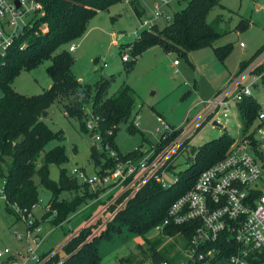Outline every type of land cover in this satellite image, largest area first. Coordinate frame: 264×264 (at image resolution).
<instances>
[{
    "label": "trees",
    "instance_id": "16d2710c",
    "mask_svg": "<svg viewBox=\"0 0 264 264\" xmlns=\"http://www.w3.org/2000/svg\"><path fill=\"white\" fill-rule=\"evenodd\" d=\"M37 1L42 4L44 14L35 21L32 28L27 29L15 40L6 56L0 59V178L3 183L6 210L11 212L9 204H14L19 210L31 213L38 202V185L34 180L36 176L38 184L51 192L49 208L44 212L43 219L52 217L55 225L59 226L79 204L98 198V192L102 190L80 182L68 174L63 166L68 161L64 145L57 144L47 150L44 149L50 141L63 139V133L62 130H52L41 119L42 113L49 109L55 99L62 100L66 115L76 117L80 130L87 132L85 124L87 113L84 112V106L90 102L91 114L97 117L96 129L100 131L102 145H108L119 153L114 137L118 125L131 117L134 96L127 85L122 86L115 95L107 96L111 78L98 79L93 89L89 85L79 84L72 72L73 55L63 47L69 43L73 44L74 40L84 35L92 16L124 0ZM126 1L131 4L137 18L141 19L144 9L141 8L139 1ZM218 3L219 0H188L184 9L175 12L163 28L153 24L152 29L144 28L141 31L139 37L131 43L132 48L129 50L131 58L135 59L154 45L161 46L164 50L174 49L184 57L189 51L212 46L213 42L224 34L215 25L207 22V15ZM42 25L45 31L41 30ZM237 26L240 29L247 28L248 22L241 20ZM213 51L220 60H224L231 51V45L229 43L217 45L213 47ZM44 60L51 62L46 67L52 81L48 89L39 94L25 95L11 87V83L21 71H30ZM248 62L249 60L240 62L239 70ZM259 108V103L252 96L239 102L240 119L245 128L255 120ZM137 115L138 113L134 116ZM135 117L127 126L129 133H134L137 129L134 124ZM92 133L93 131L91 136ZM166 141L167 139L161 140L160 144ZM233 141L234 139L224 131L220 137L192 148L193 160L183 170L178 171L176 180L169 187H162L154 179L146 181L134 196L118 209L112 219L105 222L106 217L102 218L99 214L93 216L92 221L85 222L82 228L64 242L60 249L65 254L64 257L60 258V251H56L44 264H99L101 257L97 244L101 240L111 239L113 234L120 233L122 227H126L134 235L145 237L149 231L164 221L172 202L192 187L204 168L226 155ZM119 155L123 159L139 156L134 152ZM39 158L41 160L38 166ZM90 160L96 168L110 167L113 164L106 152L96 150L95 146L91 147ZM1 164L5 165V169ZM50 164L59 166L57 181L49 177ZM63 190H73L74 194L67 200H58V194ZM121 200L120 197L116 203L109 206V211ZM16 216L19 219L17 213ZM96 218L97 220L93 222ZM191 232L182 225L164 226L161 235L151 243L149 250L151 262L157 264L167 261L168 264H177L184 259L182 251L189 247ZM176 235L181 236L182 240L179 249L173 250L172 254L157 249L163 236ZM212 247L219 252L209 260V264H229V257L237 251L234 242L226 243L223 238L216 242H207L200 249ZM262 259L264 260V256ZM203 262L205 261L193 264ZM257 262L255 260L251 264Z\"/></svg>",
    "mask_w": 264,
    "mask_h": 264
},
{
    "label": "rangeland",
    "instance_id": "374dc122",
    "mask_svg": "<svg viewBox=\"0 0 264 264\" xmlns=\"http://www.w3.org/2000/svg\"><path fill=\"white\" fill-rule=\"evenodd\" d=\"M187 1L169 0V4L163 10L165 14L172 16L175 12L184 9ZM155 3L154 0L140 2L141 8L144 9L141 19L137 18L129 1L124 0L111 5L89 19L84 35L73 41L76 44L74 50L68 49L71 43L63 46L73 55L72 72L79 84L89 85L93 89L98 79L111 78L107 96L115 95L125 85L133 91L134 106L131 117L118 125L117 134L114 137L115 146L122 155H127L137 148L142 154L150 152L170 128L182 126L186 114L189 119L196 116L202 109L199 103L219 92L229 78L237 72L239 63L250 60L264 45V0H219V3L207 15V22L215 25L224 34L219 36L212 46L189 51L184 57L174 49L164 50L161 46L154 45L135 59L131 58L129 54L132 48L131 43L139 37L144 28L152 29V26L142 27L140 23L145 18H151ZM241 20L248 22L247 28L240 29L237 26ZM155 24L163 28L166 21L158 18ZM240 42H243L244 46H240ZM227 43L231 45V51L224 60H220L214 54L213 47ZM123 53L128 54V62L122 61ZM103 58L106 59V66L103 65ZM175 60L178 61L177 65H174ZM50 63V60H44L30 71H21L11 83V87L25 95L42 93L50 87L52 82L46 72V67ZM249 81L250 79L246 78L242 84H249ZM260 83L261 87H251V94L260 107H264V85ZM90 105L88 102L84 106V112L87 113L85 121L89 120L94 124ZM46 112V116L41 115V119L52 130H62L63 139L50 141L44 149L47 150L57 144L64 145L68 161L63 166L68 174L72 169L79 168L86 176L95 175L97 168L90 160L91 147L104 146L102 140L95 138V135H100L99 129H96L97 126L94 127L92 136L90 130L87 132L80 130L79 120L66 115L63 101L59 99H55ZM136 113H138L137 129L134 133H129L127 126ZM224 120L225 130L223 127L212 125V122H207L203 128L191 136L187 150L178 157L174 167H170L172 171L166 174L168 182L175 180L178 171L183 170L193 160L192 148L220 137L224 131L234 140L242 137L244 126L238 108L232 109ZM253 123H256V119ZM173 136L172 134L171 137ZM171 139L168 138L163 144L169 143ZM40 158L37 162L38 166ZM1 166L5 169L4 164ZM58 176L59 166L50 164L49 177L57 181ZM34 180L38 185L39 194L38 202L31 213L32 218L41 226L38 234L44 240L38 249L39 254L49 249L44 254L54 255L56 251H60V258H62L65 254L60 249L73 233L82 228L85 222L92 221L93 216L99 214L105 218L108 215L101 212V208L109 190L98 192V198L79 204L61 225L56 226L52 217L43 219L44 212L49 208L51 192L38 184L36 176ZM2 185L0 178V253L2 254L0 264H16L23 260L27 249V224L16 216L14 204H9L11 212L6 210ZM73 194V190L60 191L58 200H67ZM86 218L89 219L86 220ZM96 220L97 218L93 222ZM161 231L153 229L142 237L122 227L120 233L113 234L111 239L101 240L97 244L101 257L99 264H153L149 258V250L151 243L157 240L158 235H161ZM181 241L179 235L163 236L157 249L172 254L173 250L180 248ZM12 258L15 259L9 262ZM201 264H209V262Z\"/></svg>",
    "mask_w": 264,
    "mask_h": 264
},
{
    "label": "built area",
    "instance_id": "2783aa9c",
    "mask_svg": "<svg viewBox=\"0 0 264 264\" xmlns=\"http://www.w3.org/2000/svg\"><path fill=\"white\" fill-rule=\"evenodd\" d=\"M168 2L169 0H157L151 18L141 20V26H152L158 18L166 22L170 20L171 16L163 10ZM43 14V6L37 0H0V59L6 56L15 40L32 28ZM40 27L45 31L44 25ZM239 45L244 46L243 42ZM75 47L71 44L69 49L74 50ZM128 59L129 56L125 53L122 60ZM177 63L175 60L174 65ZM103 65H107L104 58ZM246 78L250 81L244 85L242 83ZM263 81L264 46L229 78L219 92L199 103L202 109L196 116L189 119L186 114L182 126L172 127L161 136V140L172 138L169 143L160 144V140L155 148L145 154L137 148L132 152L138 153V157L124 159L110 146L100 148L96 145V150L105 151L113 164L110 167H97V173L92 176H86L79 168L72 169L70 174L80 182L92 187L98 186L102 192L109 190L101 208V212L108 213L105 216L107 222L146 181L154 179L162 187H169L176 179L168 182L166 174L172 171L178 157L187 150L191 136L207 122H212V125L217 122L223 127L224 119L232 109L238 108L239 102L252 96L251 87H261L260 82L264 85ZM91 118L94 119V124L89 120L85 124L92 132L98 125L97 117L92 115ZM137 119L138 115L134 120L136 126ZM254 119L256 123L252 122L247 128L244 127L242 137L232 142L226 155L204 168L192 187L172 202L164 221L155 226L156 231L173 224L186 226L192 231L189 247L182 251L185 258L177 264L209 262L219 252L218 249L200 248L207 242H216L222 238L224 242H234L237 246V251L229 257V264H251L255 260L258 261L257 264H264V107L259 108ZM95 138L101 140L100 135H95ZM120 197L122 200L109 211L108 207ZM16 213L27 224L28 240L24 258L16 264H44L52 254H39L38 249L43 242L38 234L41 226L32 218V213H25L18 208ZM157 264L168 262L161 261Z\"/></svg>",
    "mask_w": 264,
    "mask_h": 264
},
{
    "label": "water",
    "instance_id": "95a60500",
    "mask_svg": "<svg viewBox=\"0 0 264 264\" xmlns=\"http://www.w3.org/2000/svg\"><path fill=\"white\" fill-rule=\"evenodd\" d=\"M16 4L18 5V1H16ZM46 114H47L46 111H44V112L42 113L43 116H46ZM213 124L219 126V125L217 124V122H213ZM223 129L225 130V128H223ZM2 140H3V141L5 140V134L2 136Z\"/></svg>",
    "mask_w": 264,
    "mask_h": 264
},
{
    "label": "crops",
    "instance_id": "0c3cea01",
    "mask_svg": "<svg viewBox=\"0 0 264 264\" xmlns=\"http://www.w3.org/2000/svg\"><path fill=\"white\" fill-rule=\"evenodd\" d=\"M138 1H139V3H140V2H143V0H138ZM154 1H157V0H154ZM168 4H169V2H168ZM168 4H167V5H168ZM114 43H115V41H114ZM114 43H113V44H114ZM73 44L76 46V44H75L74 42H73ZM115 44H116V43H115ZM69 48H70V46H69ZM69 48H68V49H69ZM75 48H76V47H75ZM177 64H178V63H177ZM177 64H176V65H177ZM67 221H68V220H67ZM43 241H44V240H43ZM42 243H43V242H42ZM42 243H41V244H42ZM48 250H49V249H48ZM48 250H46V251H48ZM46 251H45V252H46ZM45 252H43V253H45ZM1 258H2V257H1ZM13 259H15V258H12V260L9 261V262H12Z\"/></svg>",
    "mask_w": 264,
    "mask_h": 264
}]
</instances>
